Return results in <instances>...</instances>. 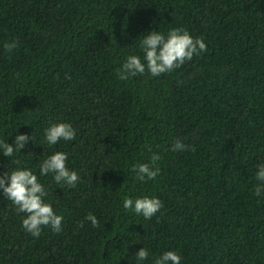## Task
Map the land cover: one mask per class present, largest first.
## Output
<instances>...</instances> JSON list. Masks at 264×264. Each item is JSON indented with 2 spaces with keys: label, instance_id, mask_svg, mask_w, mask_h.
I'll use <instances>...</instances> for the list:
<instances>
[{
  "label": "trees",
  "instance_id": "trees-1",
  "mask_svg": "<svg viewBox=\"0 0 264 264\" xmlns=\"http://www.w3.org/2000/svg\"><path fill=\"white\" fill-rule=\"evenodd\" d=\"M170 28L207 51L158 77L117 78L126 55H142L141 35ZM60 121L76 139L43 148V130ZM17 132L34 141L18 164L0 155V174L38 172L63 151L81 180L62 188L38 177L63 217L61 232L42 227L38 238L0 193V264H135L141 247L146 264L168 249L181 264H264V197L253 194L264 162V0H0V139ZM177 140L183 150L170 151ZM149 148L160 173L140 183L130 169ZM142 194L162 201L150 220L122 207Z\"/></svg>",
  "mask_w": 264,
  "mask_h": 264
},
{
  "label": "clouds",
  "instance_id": "clouds-1",
  "mask_svg": "<svg viewBox=\"0 0 264 264\" xmlns=\"http://www.w3.org/2000/svg\"><path fill=\"white\" fill-rule=\"evenodd\" d=\"M17 46L16 41L6 42L4 47L11 51ZM138 48L142 55L128 54L116 70V76L121 81H129L138 75L149 74L158 77L161 74L172 72L191 61L194 55L207 51L206 44L201 37H193L188 31L181 28H170L167 32L149 30L138 39ZM77 130L68 122H53L43 130V141L38 143L49 148L58 145L61 141L67 143L76 139ZM31 134L17 132L12 142L0 139V155L8 161L17 163L15 156L21 153ZM184 144L177 140L169 148L170 151H181ZM151 155L147 162L134 164L130 171L134 179L140 183L155 180L160 173L158 162L161 155L149 148ZM43 153V152H42ZM41 153V154H42ZM68 153L52 151L44 156L36 169L29 167H14L0 174V193L11 202L18 213H23L21 227L38 238L42 227H49L54 233L62 230L63 217L54 211L49 202V193L46 186L38 177L51 176L52 181L60 187L74 188L81 180L77 170L67 167ZM257 181L253 194L257 198L264 197V162L255 167ZM122 207L126 212L150 220L162 208V201L155 195L142 194L125 196L122 198ZM85 220L93 227L97 226V218L88 213ZM131 223V222H130ZM135 264H146L149 261V250L141 247L134 253ZM151 264H181L180 255L172 249L162 250L159 254H152Z\"/></svg>",
  "mask_w": 264,
  "mask_h": 264
}]
</instances>
